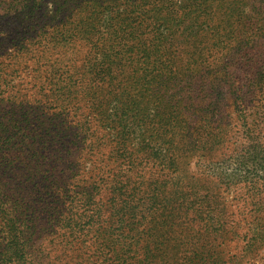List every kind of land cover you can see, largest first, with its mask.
<instances>
[{
    "label": "trees",
    "instance_id": "obj_1",
    "mask_svg": "<svg viewBox=\"0 0 264 264\" xmlns=\"http://www.w3.org/2000/svg\"><path fill=\"white\" fill-rule=\"evenodd\" d=\"M261 136L264 0H0V264L250 256Z\"/></svg>",
    "mask_w": 264,
    "mask_h": 264
},
{
    "label": "rangeland",
    "instance_id": "obj_2",
    "mask_svg": "<svg viewBox=\"0 0 264 264\" xmlns=\"http://www.w3.org/2000/svg\"><path fill=\"white\" fill-rule=\"evenodd\" d=\"M262 137L264 136H261V139ZM258 159H256L255 162H248V160L246 159L239 161L240 163H238L237 165L239 168L238 172L234 171L235 164H232L231 161H225L223 163V166L227 167L228 170L226 171V173L228 174L229 179H231L232 181L233 179L231 178V175H237V178L246 175L245 177L256 176L255 179L259 182V184H263L264 180L260 179L262 178L261 175H263L264 173V170H260V167L263 166V163ZM247 162L251 163V165H255L253 167L254 171H252V168L250 166L241 164ZM256 170L257 174L254 173ZM259 172L261 173L259 174ZM220 188L225 201V206L230 209L233 208L236 210V212L238 213L237 221L242 227H245L249 222H251V219L249 218L251 208L258 209V214H260L259 216H262V218H264V190L261 192L255 190V192L252 193L248 189L249 187L247 185V182L231 184ZM251 202L253 204H251ZM261 222L264 223V219H262ZM220 243L214 244V254L215 257H217V260H220L226 264H264V247H260V249L256 250L255 252L248 253L250 254V256H247V252L239 250L241 245L239 242L236 243L235 241H232L228 243L227 241H224Z\"/></svg>",
    "mask_w": 264,
    "mask_h": 264
}]
</instances>
